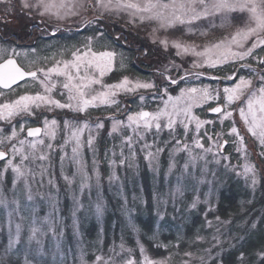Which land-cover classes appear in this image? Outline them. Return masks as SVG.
Returning a JSON list of instances; mask_svg holds the SVG:
<instances>
[{
	"label": "rangeland",
	"instance_id": "374dc122",
	"mask_svg": "<svg viewBox=\"0 0 264 264\" xmlns=\"http://www.w3.org/2000/svg\"><path fill=\"white\" fill-rule=\"evenodd\" d=\"M11 3L14 5V11H6L9 4L7 2H0L1 12L5 15L4 18V15L0 18H3V23L8 26L9 33L12 35H16L19 32L20 38H24L29 35L26 27L33 28L34 26H38V33L37 31L34 32L37 33L38 36L45 37L47 35L41 32L40 29L47 27V31L50 33L52 28L57 25L60 29L58 32L65 30L66 33L64 40L62 39L61 43L58 44L59 47L51 52L49 51L47 54L42 52L39 48L31 46L30 43L16 44L15 38H11V36L6 38L5 36V39L0 41V47L8 48L9 52L15 48V52L18 53V55L14 57L17 58L19 64L28 71L37 70L42 67H51L55 63V60L71 59V51L76 47H80L85 42L86 37L94 36L95 33L99 31V24H89L84 27L79 26V21L82 18L91 19L93 15H98V13L84 12L81 10L80 16L68 17L61 21L57 20L55 17H40L35 12L29 16L27 12L21 11L19 0H11ZM233 16L237 18L233 19ZM104 20L105 23L108 24L109 29L114 27L118 29L115 33L122 32L128 35L126 36L128 40H134L135 44H133V41H128V46L131 45L132 47L126 46L129 49L131 48L130 52H133L139 60H142L144 64L147 65L146 68L148 69L146 70L149 73L146 76H139L133 73L114 75L113 71L125 69L120 67L121 53H123L125 57L124 64L126 67L130 52L127 48L124 50L126 46H124L123 41L120 42L122 47H118L114 45L110 39L104 37L103 40L94 44L93 50L103 51L105 50V46H107L108 50L114 48L117 56L112 71L106 73L102 78L103 83L112 84L118 82L122 77L128 76L132 80H155L157 85H160L161 78L154 74V69L161 67L170 60H174L176 64H182L181 69H173L171 71L170 74L174 78L178 79V76H184L185 69L193 74L188 75L184 81L178 79V86L170 85L171 95H178L181 88L203 87L207 85L213 90H220V103H223L222 89L225 86L231 87L235 82L234 80L223 79V77L229 75L231 72H225L219 80L211 79L210 77L217 76L212 72V69H208L207 66L204 68L192 67L193 61L202 63L203 61L201 58L195 57L191 53L177 56V50L175 48L169 47L166 51L164 47L159 44V39L168 37L169 40L180 39L187 43H195L198 46L197 50L202 51L204 45L216 43L221 38L235 33L238 28L244 27L247 20V13H240L237 11L236 13L230 14L227 19L217 16L211 21L215 24V27L209 29L207 36L199 35V30L208 28L209 21L207 20L204 21L203 24H196V28L198 29L196 35H185L186 28L184 27H181V31L178 32H173L171 30L168 32L160 31L155 34L157 37L156 43L152 42V29L156 27L155 24L145 23L137 24L136 26L126 24L125 22L128 20V16L124 13H121L119 17L114 13L112 15L105 14ZM41 21H44V24H42ZM221 25L223 26L221 27ZM89 27L93 28L91 34H81L74 41L67 39V34ZM103 27L105 28L106 25L104 24ZM102 32L105 33L104 30H102ZM2 34L4 35V33ZM61 48L65 49L63 57L60 55ZM138 48L139 51L137 50ZM33 49L36 50L35 53H33ZM145 49L148 51L147 56L143 55ZM54 53L55 59H51ZM46 57L49 59L45 60L44 58ZM239 63H247L252 64L254 67L256 66V61L252 57L246 58L245 61H240ZM230 65L234 66L235 69L238 66V64ZM236 70L239 71V74L242 76L248 77L251 75L247 69H240L237 67ZM72 71L73 73L75 72V70ZM93 72L98 75L95 69H93ZM197 72H205V75L196 76L195 73ZM81 74H83V71ZM252 78L255 81V77ZM52 79L54 81H59L56 88L53 89L52 95L54 98L66 102L68 93L67 90L62 89L64 78L56 77L55 74H53ZM21 84H24V82ZM27 85L26 87H14V91L0 88V92L4 93L3 96H0V103L14 100L18 95L24 94L25 92L35 94L37 91H42L40 85L31 81V79H27ZM93 87L96 90H101L99 85H94ZM62 91L64 93L63 96H61ZM140 95L145 96L144 101L138 99ZM162 96V93L156 94L152 91L140 90L135 96L121 95L118 99L121 101V108L127 103L132 112L139 111L141 107L151 112L164 107L163 101L167 100V96L161 98ZM210 104H212V107L217 106L216 102H209V105ZM238 107L239 102H235L233 106L228 109L229 111H233V117L224 123L220 122L219 114H211L212 117L207 116L206 114L209 113L208 107L193 108V113L199 118L215 121L214 124L206 125L202 128L199 134L200 136H203L205 130H207L209 134H213L214 129L215 132L222 131L225 133L220 140L221 143H223L225 139L229 141L223 149V155L230 156V161L221 160V162L217 164L215 163L216 158L213 157L212 153L207 154L208 171L203 175L205 180L204 183H199L202 177L201 169L205 167L204 161H197L195 169L189 165L188 172L184 173L183 166L188 159V153L173 152L175 139H180L192 145V138L197 136L194 124L190 125L187 136H185L183 126L180 124H177L175 126V131L171 133L166 128L159 133L156 132L154 127L147 131L141 129L144 139H139L132 133L131 129L128 128H123L121 131L113 133L110 136L111 121L107 122L105 128L99 130L95 129L94 124L98 117L108 116L110 113H115L117 110L115 108H108L107 106L90 108L86 115H81L82 120H88L92 123V128L90 130L85 129L81 136L83 144L81 148V157L84 161L86 171L92 176L90 187L86 188L83 193L79 190V178H77L76 184L72 187L63 179V175L71 176L72 172L75 171V166L70 162L74 142H69L64 147L63 151L60 150V146L64 145L66 134H68L63 126V121L66 118L72 119L77 114L67 109H54L52 112H47L46 109H42L49 119H57L58 126L54 139L41 137L44 139L45 143L43 146H38L36 152L37 157L42 151L49 155L50 160L42 162L38 158L33 159L28 145L24 146L25 154L29 156L28 160L25 161V167L31 169L32 173H34V177L33 175H29L28 177L33 194V201H27V194L24 190L23 181H18V186L13 185L12 180L14 173L10 168L5 170L4 166L7 160H0V172L4 173L0 175V192L7 193V198L9 200H12L15 195L20 198L22 205H30L26 211L23 209L21 211V215L26 217L22 222L21 238L17 241L15 248L7 254L5 253V249L8 245L9 217L7 210L0 206V264H24L25 258H27L31 264H96L97 256L102 257L99 264H104V261L109 260L110 257L114 258V264H124V262L129 259L139 264L143 259L140 252L141 245H143L144 248V255L153 260H163L170 257V259L167 260V264H181L183 260L189 259L183 255L184 252L188 251L193 254L191 257V264H200L201 256L208 259L204 249L210 248L211 244L214 243L211 237L216 227L220 228L222 234L221 239L224 241L222 247H224L225 244L227 246L234 244L239 237H241L240 228L247 223L250 225L249 227L252 228L254 223L255 225L257 224L261 212L264 210V204H262V206L258 208L257 215L251 217V213H249L244 217H240V219H237L235 214L232 213L225 218L221 217L218 213L219 192L230 180L235 181L241 190L243 192L245 191V196L238 202L236 213H247L251 205H254L255 201L261 199V195L264 197V190L263 192L261 190V187L264 186V157L258 155L260 151L258 140L247 132L239 116ZM61 113H65V115L61 117ZM118 118H123L126 121V116H123L122 113L118 115ZM19 120L20 117H16L13 118L11 122L19 133L18 138L12 141V143L17 144V147H19L18 140L27 139L31 141L33 139L26 136L25 129L23 132H19L20 124L17 123ZM31 120L37 121V124L43 126V116L39 118H29L26 122H21H25L27 126ZM233 120L240 129L241 134L245 137V144L247 145L249 154L248 159H245L243 155L236 152L237 144L234 143L236 137L227 135ZM162 122L166 123V118H162ZM6 128L8 131H5L4 134L8 135L11 131L8 122L0 120V131ZM89 135L94 138L93 149L95 150V156L93 155V150L89 149L87 145ZM127 136H132L133 138L132 152L135 153L134 157L129 152L128 146L122 143ZM172 137H175V139H172ZM104 138L109 139L108 146L100 144L101 140ZM165 142L168 143L165 144ZM202 142L205 148L209 147L210 142L207 137H204ZM48 144L52 145L51 152L47 148ZM145 144L152 145V147L143 148ZM182 146L183 145H181V147ZM157 147L165 148L166 150L159 153L152 161V167H150L149 161L145 159V156L149 151L155 153ZM192 147L196 153L202 151L201 149L195 148L194 145H192ZM9 148L10 144L6 143L4 149L8 150ZM121 151H123L124 157H129L131 159V167L127 164H120V161L124 159V157L121 156ZM213 151L215 152L216 149L213 148ZM63 155H66L67 159L62 175L60 157ZM8 159H13L16 163H19L20 155L17 154L13 156L9 151ZM94 160L101 176L99 185H97L95 180ZM113 160H115L116 164L110 167V162ZM173 162L176 166L169 171V165ZM245 163L254 164L256 167L258 182L255 188L251 186L250 178L248 181H245L243 176H237L235 172L231 171V166H238L237 171L242 172ZM225 165H229V167L226 168ZM42 167L45 169L43 176L41 175ZM112 172H115L118 179L109 183L108 177ZM213 173H215V175H213ZM193 177H195V179ZM50 179L53 181L52 185L49 184ZM209 181H211V183H209ZM178 183L190 186L184 191L182 198L177 197L174 205L170 193L176 188ZM191 185H194V187ZM73 194L79 197L81 204H83V207L77 212L76 227L73 226L72 221V210L74 207ZM157 196L160 197L161 202L159 204H157V200L155 199ZM197 196L201 203L193 209L190 207V204ZM50 197L56 202L57 211L54 213V218L62 223L57 227L56 235H53L51 231L45 229V234L43 236L38 233L35 240L29 241L31 221L35 218L37 223L34 226L40 227L42 219L49 213H52ZM205 200L210 201L213 206V210L207 215L208 220L214 221V227L212 229L206 227L205 213L209 205L203 203ZM163 201H167V203L165 204ZM97 202L103 207V214L99 218H97L95 214V205ZM192 213L200 215L204 220L205 230L203 233H198L193 238H190L185 235V232L178 230L175 232V240H170L163 236L165 227L159 225V221L162 218L168 216L176 219V223L180 224L183 221H187ZM150 214L155 216V223L151 228L149 225H143L137 220V218L143 219L146 215L149 216ZM216 216H219L221 221H230V223L216 225ZM106 217H110L109 222L106 221ZM20 222L19 216L14 214L11 226L13 236L15 235V223ZM92 222H95L97 231L95 232L94 238L90 239L85 228ZM106 222L111 224L108 234L105 233ZM197 235L205 239L197 241ZM37 241H39V243H37ZM148 243L160 247V249L155 251L151 249ZM181 243H184L185 246L182 245V247H180ZM121 245H123V249H121ZM163 245H169V248L166 250ZM26 249L27 256L25 252ZM218 251H220L219 248L213 249V254L215 255Z\"/></svg>",
	"mask_w": 264,
	"mask_h": 264
},
{
	"label": "snow or ice",
	"instance_id": "6c2138e0",
	"mask_svg": "<svg viewBox=\"0 0 264 264\" xmlns=\"http://www.w3.org/2000/svg\"><path fill=\"white\" fill-rule=\"evenodd\" d=\"M0 2H7L9 7L6 11H14V5L11 0H0ZM20 9L22 12H27L29 16L33 12L38 14L40 17L48 16L55 17L57 20H65L68 17L80 16L81 10L84 12L98 13L93 15L91 19L82 18L79 21V26L84 27L89 24H99L105 14L112 15L113 13L118 17L121 13L127 14L128 20L126 24L136 26L137 24H155L153 27V43L157 42L156 33L160 31L173 32L181 31V27L186 28L185 35H196L197 28L196 24H203L204 21H209L208 28L199 30V35L207 36L209 29L214 28L215 24L211 21L217 16L224 17L227 19L230 14L236 13H247V20L244 27L238 28L235 33L229 36L223 37L216 43L210 45H204L202 51H198V46L195 43H187L180 39L169 40L168 37L159 39L161 44L167 51L169 47L175 48L176 55L181 56L183 54L191 53L195 57L201 58L202 63L193 61L192 67L204 68L207 66L208 69H218L221 67H227L229 64H238L240 69H247L251 74L250 76H242L235 68L229 75L223 77V79L234 80L235 82L231 87L225 86L222 89L223 103H220L221 93L220 90H213L209 86L203 87H191L181 88L178 95L173 96L170 94V85L178 86V79L184 81L188 75L193 73L185 69L184 76H178L174 78L170 73L173 69H181L182 64L178 65L174 60L168 61V63L154 69V74L161 78L160 85H157L155 80L142 81L140 79L132 80L128 76L122 77L118 82L112 84L103 83V77L106 73L112 71L114 61L117 53L115 49L108 50L105 46L103 51H94L93 46L96 42L103 40L105 33L97 31L94 36L85 38V42L80 46L76 47L71 51V59H60L55 60V63L51 67L38 68L35 71H25L14 59V56L18 55L15 52V48L9 52L8 48L0 47V88L14 91V87H26L27 79H31L34 83H38L42 91H37L35 94L25 92L24 94L18 95L14 100L5 101L0 103V120L7 121L11 131L8 135L4 132L8 129L0 131V160H7L5 164V170L11 169L14 173L12 183L14 186H18V181H23L24 190L26 192L27 201H33V194L31 191V185L29 183V175H33L31 169L25 167V161L28 160L29 156L25 154L24 146L28 145L31 150L30 154L33 159H39L40 161L50 160L49 155L43 153L37 157L36 152L38 146H43L45 141L41 137H49L54 139L56 136V129L58 121L55 118L49 119L44 114L42 109H46L47 112H52L54 109H67L70 112H74L77 115L72 119H65L63 126L67 130L65 143L60 146V150L63 151L64 147L69 142H74L72 147L71 163L75 166V171L72 172L71 176L63 175L64 165L67 159L66 155L60 157V168L63 179L70 186L76 184L77 178H79V190L81 193L86 188L90 187V181L92 176L88 174L85 169L84 161L81 157V148L83 146L81 136L85 129H91L92 123L88 120H82L81 115H86L90 108H99L100 106H107L108 108H115V113H110L105 117H98L95 121V129L99 130L106 127L108 121H111V131L109 135L121 131L123 128L131 129L132 133L139 139H144L141 129L145 131L155 128L156 132L159 133L163 129H168L169 132L175 131V126L180 124L183 126L185 136H187L190 125L194 124L197 132V136L192 138V145L197 149H201L200 153H196L193 150L192 145L183 142L180 139H175V147L173 152H186L188 153V159L186 160L183 169L184 173L188 172L189 165L195 169L197 161H204L205 167L201 169L202 177L199 183H204L205 180L203 175L207 173V154L212 153L215 159V163L219 164L221 160H229L230 156L223 155V149L229 143L227 139L220 142L221 138L225 135L224 132H215L209 134L207 130L203 132V136H200V131L206 125H212L215 123L213 120H204L199 118L193 113L194 107H208V111L211 113L219 114L221 123H224L228 119L233 117V111L228 109L233 106L235 102H239V116L243 121L245 128L248 133L258 140V146L260 151L258 155L264 157V56L254 55L256 50H264V0H19ZM233 19L237 17L233 16ZM242 18V17H241ZM44 24V21H41ZM223 25H221L222 27ZM41 32L45 35L55 36L60 30L59 26L52 28L51 32L47 31V27L41 28ZM123 41L124 46L128 45L126 36L120 32L116 33L112 37V42L119 43ZM239 49V50H236ZM139 51V48L137 49ZM33 49V53H35ZM65 49H60V55L63 57ZM144 56L148 55L147 49L143 52ZM7 57V58H5ZM252 57L256 61V66L247 63H239L245 61L246 58ZM45 60L49 58H44ZM51 59H55V53ZM125 57L121 53L120 67L124 68ZM93 69L98 72V75L93 72ZM72 70H75L73 73ZM83 71V74L81 72ZM53 74L56 77H63L64 82L62 89L67 90V101L62 102L60 99L54 98L52 95L53 89L56 88L59 81L52 79ZM196 76H204L205 72H197ZM252 77H255V81ZM211 79L219 80L221 77L212 76ZM19 82H24L21 84ZM258 84V87H257ZM99 85L101 90H96L93 86ZM140 90L152 91L156 94L162 93L163 96H167V100H164V107L158 108L155 111H146L143 107L137 112H132L128 107L127 103L121 108V101L118 99L119 96H135ZM63 91L61 96H63ZM4 93L0 92V96ZM163 96L161 98H163ZM140 101L145 100L144 95L138 97ZM209 102H216L217 106L212 107ZM246 105V107H245ZM126 116V121L123 118H118L119 114ZM43 116L42 127H27V136L32 137L31 141L27 139L18 140L19 147L12 141L16 140L19 133L16 127L11 123L13 118L20 117L17 123L20 124L19 132H23L26 127V121L29 118H39ZM162 118H166V123L162 122ZM25 121V122H21ZM227 135L235 136L236 140L234 143L237 144L236 152L243 155L245 159H248L247 145L245 144V137L241 134L240 129L236 126L233 120L232 126L229 128ZM207 137L210 142L209 147L205 148L202 142L203 138ZM94 138L89 135L87 140L88 148L93 150L95 156V150L93 149ZM10 144L8 150L4 149V145ZM123 145L128 146L129 152L134 157L135 153L132 152L133 138L132 136L125 137L122 142ZM168 142H165L167 144ZM181 145H183L181 147ZM152 145L145 144L143 148H151ZM47 148L51 152L52 145L48 144ZM213 148L216 151H213ZM143 150V149H142ZM165 148L157 147L155 153L147 152L145 159L149 161V166L152 167V161L159 155V153L165 151ZM9 151L13 156L19 154L20 162L16 163L13 159H8ZM121 156L124 157L123 151ZM115 160L110 162V167L115 166ZM121 165L127 164L129 167L132 166L131 159L124 157L120 161ZM95 180L97 185L101 181V176L96 166L95 160L93 161ZM175 163L169 165V171L175 167ZM226 168L229 165H225ZM238 166H231V171L235 172L237 176H243L245 181L251 179V186L255 188L257 184V170L254 164L245 163L243 165V171H237ZM45 169L41 168V175L43 176ZM0 172V175H3ZM215 175V173H213ZM195 179V177H193ZM118 177L115 172L109 175V183L117 180ZM211 183V181H209ZM49 184L52 185L53 181L50 179ZM190 185L177 184L176 188L170 193L173 204L177 197L182 198L184 191ZM194 187V185H191ZM157 204H159L160 197H155ZM51 200L52 213L45 216L40 227L34 226L37 220L34 218L30 225V236L29 241L35 240L39 233L43 236L44 230L51 231L53 235H56L57 227L62 223L61 221L54 218L56 213V202ZM74 207L72 210V221L73 226H77V212L83 207L79 197L73 194ZM165 204L167 201H163ZM201 203L199 197L194 198L190 204V207L195 209L197 205ZM203 203L209 205L205 213V222L208 229L214 227V221L208 220L207 215L213 210L211 202L205 200ZM0 206L7 210L9 217V231H8V245L5 249V253H9L15 248L17 241L21 238L22 222L26 219L25 216L21 215V211L27 210L30 205L21 204L19 197L14 195L12 200L7 198V193L0 192ZM34 213V209H33ZM17 215L20 218V223H15V235L12 232L13 215ZM95 214L97 218L102 216L103 207L97 202L95 205ZM227 224L230 221H221L219 216L215 217V224ZM255 223L252 225L254 228ZM221 231L219 227L215 228V232L211 237L214 243L211 247L204 249L207 253L208 259L203 256L200 257V264H210L212 260H218L219 264H223V252L222 247L224 241L221 239ZM205 238L197 235L196 240H204ZM242 239V238H240ZM39 243V241H37ZM167 250L169 245H163ZM234 248L235 245H230ZM219 248L220 251L213 254V249ZM123 249V245H121ZM27 256V249L25 250ZM142 261L139 264H167V260L170 257L163 260H153L148 256L144 255L143 245L140 246ZM183 255L189 259H185L181 264H191V252H184ZM260 264H264V251L257 253ZM245 254L240 253L238 260L243 262ZM102 260V257H96V264ZM24 264H31V262L25 258ZM104 264H114V258L110 257L109 260L104 261ZM124 264H137L136 261L129 259Z\"/></svg>",
	"mask_w": 264,
	"mask_h": 264
},
{
	"label": "trees",
	"instance_id": "16d2710c",
	"mask_svg": "<svg viewBox=\"0 0 264 264\" xmlns=\"http://www.w3.org/2000/svg\"><path fill=\"white\" fill-rule=\"evenodd\" d=\"M1 8V7H0ZM2 10L0 9V14L2 17L4 15V13L1 12ZM29 15V14H28ZM5 17V15L3 16V18ZM3 18H0V41L6 38H9L11 36V38H15L16 39V44H20V43H30L31 46H35L37 48H39L40 50H42V52H44L45 54L49 53V51L51 52L52 50H55L59 47V43H61V40L65 38L66 33L65 30H61L60 32H57L55 36H51V35H47V36H38V26H32L33 28H27L29 35L25 36L24 38H20L19 36V32L16 35H12L11 33H9V29L8 26H6V24L3 23ZM106 25V27L104 28L103 25ZM6 26V27H5ZM116 29V28H115ZM104 30L106 35L105 37H107L108 39H110L112 41V37H113V31L111 30V28H108V24L105 23V20L103 19L100 23H99V31ZM118 29L115 30V32ZM34 31H37V33H35ZM93 32V28L89 27V28H84L83 30H77L74 31L68 35L69 40L74 41L77 37H79V35L81 34H91ZM4 33V35L2 34ZM35 33V34H34ZM37 34V36H36ZM36 36V37H34ZM29 37V39H28ZM34 37V38H33ZM130 41H133V44H135L133 39H129ZM128 40V41H129ZM29 41V42H28ZM15 42V41H14ZM139 42V41H138ZM120 44H118L119 46ZM28 46V45H27ZM128 46V45H127ZM124 47L127 48L128 51H131V48L129 49L128 47H132L131 45H129L128 47ZM120 47V46H119ZM137 58V56L135 54H133V52H130L129 56H128V60H127V70H131L135 75H139V76H146L148 75L149 72H147L146 66L144 64V62L142 60H139ZM233 68H235L234 66H231L229 64V66L227 67H221L218 69H212V72L217 75V76H223L225 74V72H231L233 70ZM125 70V69H124ZM124 70H120V71H113L114 75H119V74H125ZM212 104H210L211 106ZM65 115V113H61V117ZM209 117H212L211 113H207L206 114ZM60 118V117H58ZM31 122H36L37 121H33L31 120ZM104 146H108L109 145V139L108 138H104L101 140V143ZM102 155V152H101ZM1 162V161H0ZM261 190L263 192L264 190V186L261 187ZM264 193V192H263ZM245 196V191L243 192L241 190V188L237 185V183L235 181H229L219 192V202H218V213L221 217L225 218L226 216L230 215V213L235 214V217L237 219H240V217H244L245 215L250 214V216H255L258 213V208L259 206H262V204H264V197L263 195H261V199L257 200L254 202V205L252 204L251 207L248 209V212L245 214H241V213H236L237 209H238V202L241 200L242 197ZM140 216V215H139ZM106 221H110V217H106L105 218ZM138 221H140L143 225H149V227L151 228L152 225L155 223V216L153 215H149V216H145L143 219H138ZM176 219L171 218V217H164L159 221V225L162 227H165V233H164V237L170 240H175L176 238V234L175 232L178 230H181L183 232H185V235L193 238L196 234L198 233H203V231L205 230L204 228V220L201 218L200 215L196 214V213H192L191 216H189L187 221H183L180 224L176 223ZM250 225L247 223L245 226H243L242 228H240V236L239 239L234 243L235 247L231 248L230 246H227L225 244V246L223 247L224 252H223V264H260L259 262V258L257 256V253L259 251H264V210L261 212V216L258 219V222L256 224V226L253 228L249 227ZM106 231L105 233L108 234L110 228H111V224L106 222ZM116 230V228H115ZM163 230V231H164ZM85 231L88 232L87 234L89 235V238L92 239L95 236V232L96 230V224L95 222H92L87 228H85ZM145 238V237H144ZM242 238V239H240ZM147 239V238H145ZM150 241V240H149ZM151 242V241H150ZM148 245L151 247V249L153 250H158L160 249V247L157 246H153L151 245V243H148ZM185 246L184 243L180 244V247ZM219 252V251H218ZM243 252L245 254V259L243 262L238 260V257L240 255V253ZM210 264H218V260H212L210 261Z\"/></svg>",
	"mask_w": 264,
	"mask_h": 264
},
{
	"label": "flooded vegetation",
	"instance_id": "af4514ba",
	"mask_svg": "<svg viewBox=\"0 0 264 264\" xmlns=\"http://www.w3.org/2000/svg\"><path fill=\"white\" fill-rule=\"evenodd\" d=\"M111 30L113 31V37L115 36V28L114 27H111ZM125 36H128V35H126V34H124ZM127 41H128V39H127ZM122 42V41H121ZM114 44V43H113ZM118 44H120V42L119 43H115L114 45H116V46H118ZM119 46H121V45H119ZM118 46V47H119ZM122 47V46H121ZM124 50H126V48H124ZM254 55H256V56H264V50H256L255 51V53H254ZM238 67V66H237ZM237 67H236V69H237ZM127 68V67H126ZM125 68V70H124V73L125 74H129V73H133L131 70H127ZM227 72V71H226ZM134 74V73H133ZM14 87H16V86H14ZM35 125H38L36 122H30L26 127H25V129L27 128V127H31V126H35ZM30 138V137H29ZM32 138V137H31Z\"/></svg>",
	"mask_w": 264,
	"mask_h": 264
},
{
	"label": "water",
	"instance_id": "95a60500",
	"mask_svg": "<svg viewBox=\"0 0 264 264\" xmlns=\"http://www.w3.org/2000/svg\"><path fill=\"white\" fill-rule=\"evenodd\" d=\"M14 59H16V58H14ZM17 60V59H16ZM17 63L19 64V62L17 61ZM20 65V64H19ZM21 66V65H20ZM22 67V66H21ZM23 68V67H22ZM24 69V68H23ZM25 71H28V70H26V69H24ZM30 71H35V70H30ZM20 83V82H19ZM147 111V110H146ZM209 113H211V112H209ZM212 114H215V113H212ZM33 127H41V126H33ZM26 133H27V129H26Z\"/></svg>",
	"mask_w": 264,
	"mask_h": 264
}]
</instances>
